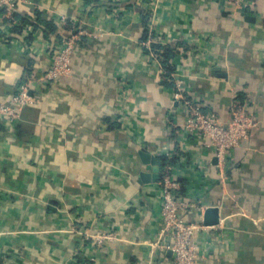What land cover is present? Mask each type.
I'll return each instance as SVG.
<instances>
[{
    "label": "crops",
    "instance_id": "crops-1",
    "mask_svg": "<svg viewBox=\"0 0 264 264\" xmlns=\"http://www.w3.org/2000/svg\"><path fill=\"white\" fill-rule=\"evenodd\" d=\"M2 15L0 100L30 83L35 103L0 122V264H175L144 149L176 159L187 221L220 209L196 234L198 264H264V0H21V31ZM71 33L72 74L44 81ZM150 39L177 48L171 78ZM178 83L225 124L242 106L259 119L226 169L186 132Z\"/></svg>",
    "mask_w": 264,
    "mask_h": 264
},
{
    "label": "built area",
    "instance_id": "built-area-1",
    "mask_svg": "<svg viewBox=\"0 0 264 264\" xmlns=\"http://www.w3.org/2000/svg\"><path fill=\"white\" fill-rule=\"evenodd\" d=\"M20 2L21 0H0V8L3 10L2 17L15 27L19 26L16 14ZM229 4L233 11L239 12L249 4V0H229ZM63 20L64 23L67 22L65 18ZM26 31L29 30L25 29ZM79 33H85V31L80 30ZM78 40L77 34H69L63 37L61 47L54 55L52 66L43 77L44 81L57 82L61 78L71 75L72 59ZM153 42V39H150L145 45L152 49ZM175 98L183 100L188 110L186 132L189 134L198 133L204 137L207 145L213 149L222 169L232 165L233 152L248 142L260 127L259 119L247 106L236 108L232 120L225 124L217 112H204L199 104L188 99L181 83L177 84ZM34 103L35 98L31 94L30 83L21 84L17 93L8 100H0V122L11 127L16 126L22 111ZM162 186L165 231L173 239L169 248L173 251L174 262L175 264H198L199 253L195 244L196 234L211 226L205 224L203 215L195 221L185 219L184 215L191 213L195 206L179 199L178 191L181 186L175 179L171 166L167 167L166 174L162 179ZM202 209L205 210L204 207Z\"/></svg>",
    "mask_w": 264,
    "mask_h": 264
},
{
    "label": "trees",
    "instance_id": "trees-1",
    "mask_svg": "<svg viewBox=\"0 0 264 264\" xmlns=\"http://www.w3.org/2000/svg\"><path fill=\"white\" fill-rule=\"evenodd\" d=\"M16 18L18 19L19 16L16 15ZM145 18L148 21V19L150 18V15L147 13ZM24 23H26V22L24 21ZM44 23L46 24V31L48 33L52 34L53 32H55L56 28L54 27V25L51 22H49V21L45 22L44 21ZM23 25L24 24H22V22H19V26H16L17 30L21 31L23 29ZM71 34H73V33H71ZM146 34H148V32ZM146 34H145V36H146ZM147 38L148 37L146 36L144 38V40H146ZM148 51L149 52L154 51V52H156V54H158L161 57L162 65L165 68L166 78L167 79L171 78V75H172V73L174 71V67L172 65V61L178 54L177 48L172 46V45H162V44H158V43H155V44L153 43L152 49H148ZM24 81H28V80L26 79ZM243 100H244V96L240 95L239 103L243 104ZM175 160L176 159H171L170 160V159H168L166 157L161 158V164H162V168H163L162 169L163 171H162V178L161 179H163V177L165 176L166 171H167V167L168 166H172L176 162Z\"/></svg>",
    "mask_w": 264,
    "mask_h": 264
},
{
    "label": "water",
    "instance_id": "water-1",
    "mask_svg": "<svg viewBox=\"0 0 264 264\" xmlns=\"http://www.w3.org/2000/svg\"><path fill=\"white\" fill-rule=\"evenodd\" d=\"M141 157L143 162L148 165L151 173H142V182L151 183L157 182L162 178V167L160 165L159 159L151 155L147 150L141 151ZM220 209L218 207H209L205 211L204 222L207 226H216L220 223Z\"/></svg>",
    "mask_w": 264,
    "mask_h": 264
}]
</instances>
